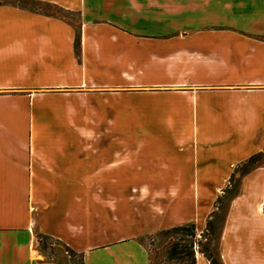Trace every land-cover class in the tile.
Here are the masks:
<instances>
[{"label":"crops","instance_id":"obj_1","mask_svg":"<svg viewBox=\"0 0 264 264\" xmlns=\"http://www.w3.org/2000/svg\"><path fill=\"white\" fill-rule=\"evenodd\" d=\"M29 1L79 19L0 2V264H59L42 255L39 233L82 254L83 264H151L136 237L186 223L200 239L235 166L264 152V0ZM123 94L129 108H117L129 110L130 125L156 132L133 133L129 152L115 150L90 171L86 142L112 123L91 97L106 104ZM150 141L169 144L161 155L175 161L156 166L169 181L133 185L136 232L93 243L112 235L91 230L83 201L117 211L121 197L104 198L103 178H91L133 162ZM53 191L65 194L64 205L47 200ZM218 251L223 264H264V164L242 176ZM195 264H209L198 248Z\"/></svg>","mask_w":264,"mask_h":264},{"label":"rangeland","instance_id":"obj_2","mask_svg":"<svg viewBox=\"0 0 264 264\" xmlns=\"http://www.w3.org/2000/svg\"><path fill=\"white\" fill-rule=\"evenodd\" d=\"M0 2L14 3L20 6L65 18L75 25L78 24L79 17L77 13H69L49 4L37 3L29 0H0ZM91 104L97 108V113L102 121H105L106 118H112V123L108 124L107 132L101 134L98 138H96V140H90L86 142L91 144L89 148L90 171H93L100 162L111 161L113 159L112 154L115 150L126 148L122 152H129L133 146L131 141V135L133 133L145 137L149 136L151 138L156 132L154 127H137L130 125L129 110L125 111L117 108L118 105H125L129 108V96L125 94L119 96L107 95L106 104L101 103L99 96H92ZM100 128L101 127L96 128V131L98 132ZM115 136H118L124 142H116L117 139L114 138ZM75 146V148L78 149L77 143ZM163 150H169V144L167 141L162 142L161 146L159 147H156V145L150 141L148 146L139 152V156L135 158L133 162H131L130 157H127V161L120 164L118 168L108 169L106 172L101 173L100 176H94L91 178L92 182H98L99 177L103 178L101 184L105 188L103 193L104 198L108 199L113 197V199H115L116 196L121 197V199L118 201L119 208L117 211H110L108 208L101 206L100 202H95L91 199L83 201L82 204L87 208L88 211L87 216L84 218L85 221L90 222L91 230H104L108 234L112 235L110 237L102 238L98 237V234H96V236L92 238L93 243L130 236L136 232L138 227H136L135 217L131 215L134 200L128 199V196L131 194L137 195V192L132 193L130 188L135 184L149 183L150 188L153 189L169 181L170 174L156 171V166L161 162L173 163L175 161V159L170 158L168 154L162 156L161 151ZM256 164H264V152ZM132 166H139V169L132 171ZM111 179H115V181H111ZM236 190V188H233V192ZM89 192L91 193L93 190ZM89 192L87 193L86 191L80 189L74 190V193L79 195L86 193L89 194ZM46 198L48 201H55V208L64 205L66 202L65 194L61 191L47 193ZM225 209L226 205L217 220L215 239L213 241L214 249H216L218 244L217 235L222 224ZM141 210H143L142 207ZM74 214L77 221L81 219L80 215L82 214V207L80 205H74ZM53 215L54 220L57 219L58 214L54 213ZM114 215L117 217V219L112 218ZM144 216L145 214L143 213L142 217ZM36 233H38V230H36ZM179 237L180 233L178 231H174V227H171L146 234L144 236H138L136 239L142 242L148 249L151 264H188L189 261L187 257H168V250L170 246ZM37 242L38 248L42 252V255L48 259L55 260L59 264H82L83 262V258L81 261L82 254L80 257V254L74 255L68 252L66 247L63 245L65 244L64 242L61 244L54 240L45 238H38ZM196 248H198V246L195 244L194 249Z\"/></svg>","mask_w":264,"mask_h":264},{"label":"trees","instance_id":"obj_3","mask_svg":"<svg viewBox=\"0 0 264 264\" xmlns=\"http://www.w3.org/2000/svg\"><path fill=\"white\" fill-rule=\"evenodd\" d=\"M262 155L263 152L256 153L250 156L249 158L239 162L235 166L234 170L232 171L229 177L228 184L222 189V192L217 196V198L214 201L213 210L210 212L208 216L205 229L201 233L200 239L196 240L195 227L193 223H186L174 227V231L176 232L178 231L180 233V237L170 246L168 250L169 258L187 257L189 261L188 264H195L194 245L196 244L198 246V250L205 256L209 264H223L218 251L221 226L217 235V241H218L217 247L216 249H214L213 247L217 220L219 218L220 213L222 212L223 208L226 205V209L224 211V215L222 219L223 222L230 199L239 191V186L242 176L247 174L257 165L256 163L258 162L259 158L262 157ZM233 188H236L237 190L233 192ZM38 238L50 239L62 244V241H60L59 239L50 237L42 233L38 234ZM63 245L66 247V250L68 252L74 255L80 254L74 251L68 245L66 244ZM81 261H82V257H81ZM150 263H151V259H150Z\"/></svg>","mask_w":264,"mask_h":264}]
</instances>
